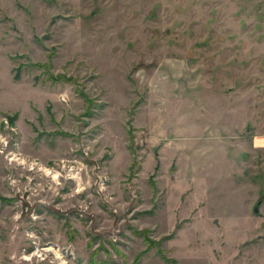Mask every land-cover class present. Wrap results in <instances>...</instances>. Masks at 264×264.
<instances>
[{"label": "rangeland", "instance_id": "rangeland-1", "mask_svg": "<svg viewBox=\"0 0 264 264\" xmlns=\"http://www.w3.org/2000/svg\"><path fill=\"white\" fill-rule=\"evenodd\" d=\"M0 264H264V0H0Z\"/></svg>", "mask_w": 264, "mask_h": 264}, {"label": "bare ground", "instance_id": "bare-ground-1", "mask_svg": "<svg viewBox=\"0 0 264 264\" xmlns=\"http://www.w3.org/2000/svg\"><path fill=\"white\" fill-rule=\"evenodd\" d=\"M47 251H50V250H52V248H48V249H46Z\"/></svg>", "mask_w": 264, "mask_h": 264}, {"label": "water", "instance_id": "water-1", "mask_svg": "<svg viewBox=\"0 0 264 264\" xmlns=\"http://www.w3.org/2000/svg\"><path fill=\"white\" fill-rule=\"evenodd\" d=\"M255 211H256V209H255Z\"/></svg>", "mask_w": 264, "mask_h": 264}, {"label": "trees", "instance_id": "trees-1", "mask_svg": "<svg viewBox=\"0 0 264 264\" xmlns=\"http://www.w3.org/2000/svg\"><path fill=\"white\" fill-rule=\"evenodd\" d=\"M59 75V74H58Z\"/></svg>", "mask_w": 264, "mask_h": 264}]
</instances>
